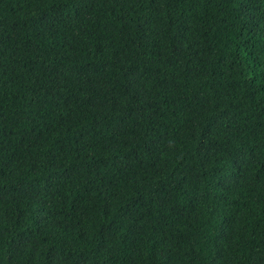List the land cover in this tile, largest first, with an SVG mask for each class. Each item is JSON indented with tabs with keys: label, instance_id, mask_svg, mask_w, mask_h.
Masks as SVG:
<instances>
[{
	"label": "trees",
	"instance_id": "trees-1",
	"mask_svg": "<svg viewBox=\"0 0 264 264\" xmlns=\"http://www.w3.org/2000/svg\"><path fill=\"white\" fill-rule=\"evenodd\" d=\"M0 264H264V0H0Z\"/></svg>",
	"mask_w": 264,
	"mask_h": 264
}]
</instances>
